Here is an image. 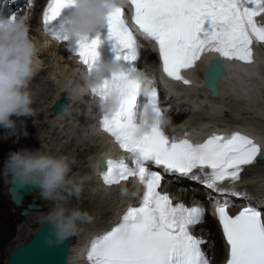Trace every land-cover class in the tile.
<instances>
[{"label":"snow or ice","instance_id":"6c2138e0","mask_svg":"<svg viewBox=\"0 0 264 264\" xmlns=\"http://www.w3.org/2000/svg\"><path fill=\"white\" fill-rule=\"evenodd\" d=\"M127 3L132 8L131 24L124 18L123 5L114 7L106 21L120 70L90 91L106 99L116 89V104L103 112L100 125L131 158V165L123 157L102 160L103 183L119 185L135 177L143 192L115 226L91 239L86 259L89 264H210L203 247L208 241L192 231L205 222V208L173 203L159 190L162 182L166 176L178 175L223 194L226 190L221 185L236 184L246 166L264 160V147L240 132H214L201 143H193L186 135L180 139L167 135L168 109L160 107L155 81L148 80L145 88V81L132 73L142 40L155 43L166 77L189 86L192 81L183 73L196 68L206 53H215L204 74L206 86L214 92L215 79L225 71L223 60L252 63L253 41L264 43V25L256 19L264 15V0ZM73 4L74 0H47L44 30L62 8ZM78 43V58L90 71L97 63L100 41L82 37ZM232 206L226 198L215 206V218L228 245L225 264H264V208L246 204L231 215Z\"/></svg>","mask_w":264,"mask_h":264},{"label":"clouds","instance_id":"9594fccd","mask_svg":"<svg viewBox=\"0 0 264 264\" xmlns=\"http://www.w3.org/2000/svg\"><path fill=\"white\" fill-rule=\"evenodd\" d=\"M125 4L127 0H74L61 32L65 37L87 38L90 32L106 23L114 7ZM37 56V45L30 35L27 18L16 13L0 14V127L11 133L16 128L13 117L34 115L29 85L36 74ZM119 70L116 59L96 63L90 71L85 68L83 85H77L72 92L81 95ZM132 75H139L145 81V88L148 87L147 81L151 78L143 70L137 68ZM116 101L117 91L113 87L106 99L98 97L100 111L111 109ZM73 163L66 155L27 148L10 152L4 161L5 175H12L21 184L38 186L41 198L53 202L45 217L50 226V243L63 242L76 235L81 225L92 223L94 219L86 210L66 206L73 197L80 198L88 179L71 174ZM119 190L122 197H135L139 194V182L133 180L131 186L120 184Z\"/></svg>","mask_w":264,"mask_h":264},{"label":"bare ground","instance_id":"6f19581e","mask_svg":"<svg viewBox=\"0 0 264 264\" xmlns=\"http://www.w3.org/2000/svg\"><path fill=\"white\" fill-rule=\"evenodd\" d=\"M38 1L39 0H37V2H35L33 5V7L35 8V11L38 10L37 5L40 4L41 0L39 2ZM40 38H39V40H41L40 41L41 47L46 49V50L41 51V52L39 51L40 53L38 54V56H39V58H42V57H45L47 55V52H46L47 50H48V52L53 51L54 46L51 45V43H49L43 37H40ZM59 52H60L61 56L62 55L65 56L63 51L59 50ZM143 53L145 55H148L151 58V59L147 58L146 60H149V62L152 63L153 59H152L151 53H149L147 51H143L140 58H142ZM262 53H263V55H262ZM262 56H263V58H262ZM262 59H264V50L259 49L257 52V60H256L258 62V64L257 63H254L252 65H250V64H248V65L230 64V66H229L230 68H228V69H230L229 72L226 75H222L217 80V94H218V97L220 99H225V101L228 104L231 103L229 105L230 106L229 108H233L231 111L233 115L236 116L239 112L246 111V112H249V114L251 116H253V117H250L249 120H247L245 118V119H242V121H239V119L237 117L238 121L232 120L233 122H231V123H229V122H228V124L224 123V125L227 128L229 127V128L239 129V128L244 127L245 125L249 124L252 126V127H250L251 131L259 132V133H261L260 135L262 137H264V125L259 123L261 121H259V122L256 121L257 119L261 120L262 118H264L263 117L264 116V99L260 98L261 96L264 95V94L261 95V93H264V64L259 65V63L261 62ZM37 61H39V60H37ZM37 61H36V71H38L39 67H40L39 65H37V64H39ZM66 61H67V58L65 57L63 59V62H66ZM70 63H71V68L68 67V68L63 69L60 87L58 88V90L53 95H51L47 99L48 100L47 101V104H48L47 107L50 108L51 104L56 99H58L59 97H63L67 100V109L64 113H58V114L52 113L51 110L49 109V111H47V112H49V117H51L49 126L53 125V128H54L53 136L56 134H65L66 137H72L74 140L76 139V141L77 140L81 141L83 138H87L88 141L89 140H95L99 144L100 147L96 151L89 152L90 158L86 159L87 169H88V167L91 165L94 153L98 152L99 149H102V154L106 155V154H108V152L112 151V148L109 147L112 144L108 142V139L103 134L96 132V130L91 127L90 119L95 114L96 108H95V106H93L90 103H88L87 105H85V103H83V101L85 100L84 99L85 93H83L81 95H74L73 94L72 90L77 85H83V80H82L83 74H82V72H80V69H78L76 67L77 65L74 64L73 61H70ZM200 64H201V61H199L196 68H194L190 71H187L186 73L190 74L192 77L195 76V74L198 75V71L201 67ZM40 69H41V67H40ZM232 70H234V71H232ZM230 71H232V72H230ZM75 73L79 74L81 77L80 81H78V82H77V80L76 81L74 80L77 83H75L72 80L73 76H75L74 75ZM161 80H163V79H161ZM163 84H166V86L169 88L171 94L175 97V100L177 102H179V100L181 99V101L185 100L186 102H189L190 104H192L193 100L196 98L197 99L201 98L204 101L206 107L201 110V112L202 111L203 112L201 113V115H198L200 117L195 118L196 119L195 123L197 126L192 128L193 133H197L195 131L197 128H198V131H200V132H204V131L206 132L208 128L210 129V127L212 129H215V130L219 128V125L216 124L217 120L219 121L222 119L221 116H220L221 119H219V114L221 113L220 111L222 110V107H221L222 105H220L221 101L219 99L207 97L206 93L203 90H201V89L199 90L198 88L195 87L196 86L195 81H193V85L185 86V87H181V86H179V84L173 83V82L167 83V82L163 81ZM236 86H238L239 89H236ZM74 99H75L76 103H78L80 101V103L82 105V106H80V108L78 107L79 109L76 108L77 109L76 111L74 109L75 108L74 104H76L74 102ZM34 104L35 103H33V105ZM231 112H230V115H231ZM237 116H239V115H237ZM225 117H227V116H225ZM169 118L170 119H177V118H180V116L179 115H174V116L169 115ZM13 119H18V118L13 117ZM192 119H194L193 116H192ZM240 119H241V117H240ZM66 120H68L67 124H65L62 128H60L61 125L64 124ZM227 120H229V119H227ZM224 121H225V118H224ZM224 121L221 120V123ZM17 125H18V121H17ZM84 126L85 127L88 126V128H90V129H88V128L83 129ZM47 133H48V131H47ZM261 140H263V139H261ZM10 144H11V142H10ZM79 144L80 143H78V145ZM263 144H264V140H263ZM7 148H8V146H7ZM3 149H4V147L2 145V135H1V131H0V152L1 153L3 152ZM8 150H11V148ZM49 154H51V153H49ZM52 155H56V154H52ZM0 167H1V165H0ZM259 168H262V171L260 170L262 173L264 171V162L261 163V165L254 167L251 171H249L247 176L251 177L252 173L255 172V170H259ZM263 174L259 173L256 176L264 177ZM259 175H261V176H259ZM246 179L247 178L244 179L245 182H246ZM87 183H88L87 189L88 188H89V190L94 189L97 192H101L102 195L105 193L104 196H106V194L108 195L111 192H116L115 191L116 187L104 188V189L101 188L100 185L98 184L97 179H92L90 182H87ZM167 189L173 190L174 188L169 187ZM94 190H93L92 194L94 193ZM193 190H194L193 192L197 191V189H193ZM190 192H192V191L186 190L184 193V196L185 195L187 196V194ZM112 194H114V193H112ZM199 195H202V194L200 193ZM33 197H34V199H35V197H39L40 199H37L36 202H33V203L37 204V209L33 210V211H29L28 214L31 213L30 215H37V214H39V211L43 210L42 204H40L38 202L42 198L40 196V193L37 190L34 189V190H32V192L27 193L21 200V206L23 204H25L28 199H31ZM126 199L127 198H125V197H123V199L117 198V200L112 204V207L109 210L108 215L106 216L105 220L103 219L104 221H100L102 223H100L99 225H97L95 227H89L88 229L86 228V231L85 230H84V232L82 231L81 234H76V235L68 238V240H69V247H68V251H67L68 256H67V262L65 264H84L83 261L80 259V255H81V250L83 249V247L85 245V241L87 239H89L91 236V235H88V234H90L89 232L92 231L93 229L97 228V227L104 226V225L110 223L112 218L120 211V207L126 203ZM42 200H44V199H42ZM206 203L207 202H204V204H206ZM38 204L40 206H42V208L39 207ZM14 207L19 208L20 206H14ZM8 213H9V211H8ZM3 214H5V213H3ZM5 216L9 217V215H7V213L5 214ZM27 217H29V216L22 217V215H21V217L18 219V222L20 220L21 221L26 220ZM7 219L5 218V220H7ZM43 221H45V217H39L37 225L35 227L29 228L28 231H26L20 235V238L16 239L14 242H12L10 244L9 250L7 251V255L9 254L10 249L13 246H16L18 244H22V243L26 242L30 238L33 230ZM18 222L16 223L15 228H13V226H10L9 228H7V230L0 232V248H2L4 246V244H6L9 241L11 236H13L12 233L16 230ZM2 223H3V221H2ZM14 224H15V221H14ZM201 228L204 231L203 236L208 241V243L205 245V248L208 251L211 248H219V250H217V253H219V254H217V256H219L220 253L222 252V244H221V240H220L219 235H218V229L216 227V223L213 220V218L210 215H208L207 213H206V217H205V222L201 225ZM4 229H6V227ZM212 230L216 231L215 237H214V233L212 232ZM7 255H6V257H7ZM212 259H213L212 264H214V262H216L214 260H217V257L216 258L212 257Z\"/></svg>","mask_w":264,"mask_h":264},{"label":"rangeland","instance_id":"374dc122","mask_svg":"<svg viewBox=\"0 0 264 264\" xmlns=\"http://www.w3.org/2000/svg\"><path fill=\"white\" fill-rule=\"evenodd\" d=\"M35 2H37V0H30V1L28 0L25 3L23 2V8L18 15H22V16H25L27 18V21L29 24L30 35L37 45L38 54H39L41 51H44L46 49L41 47V42H40L41 40H39L40 36L37 33L36 18H35L36 11H35V8L33 7ZM46 52H47V55H46L47 57L45 56V57L39 58V56H38L36 58L37 60L40 61L39 62L36 60L39 63L37 65H39L41 67V69L39 67V70L36 71V74H35L34 78L32 79V81L29 85L31 95H32L33 101L35 103L33 105L34 115L32 117H27V118L19 117L18 119H16V128L14 129V133H11V131L9 129H5V128L0 127V131H1V135H2V145L4 147L3 152L2 153L0 152V165H1V167H0V227H1L0 232L7 230V228H9L10 226H13V228H15V225L18 222V219L21 217L20 211H19L20 209L15 208L12 205V203L9 200L8 194L6 192V187L8 185V180H9L10 174L5 175L4 161L7 159L10 152L17 151V150H20L23 148H27L29 150L40 149L43 152L56 154L57 156L66 155L70 158V160L74 161V163L72 164L71 174L76 176V177H82V176L86 177V174H87L86 159L90 158L89 152H91V151L94 152L100 147L99 144L95 140H89L88 141L87 138H85V139L83 138L81 141H78V140L76 141V139L74 140L72 137H66L65 134H56L53 136V132H54L53 125L49 126L51 117H49V112H47V111H49V109L47 107V105H48L47 99L58 90V88L61 85V80H62L61 78H62L63 69L68 68V67L71 68V63L68 59L66 61L67 63L63 62V59L65 58V56H63V55L61 56L59 49H57L55 47H54L53 51L48 52V50H47ZM147 58H150V57L143 53L142 59H147ZM42 62H44V63L42 64ZM74 75L75 76H73L72 80L73 81L77 80V82L80 81V79H81L80 75L76 74V73ZM77 82H75V83H77ZM262 94H264V93H261V95ZM260 98L264 99V95L261 96ZM220 101H221L220 105H222L221 106L222 110L220 111L221 113L219 114V119H221V117H222L221 120L224 121V118H225V121L221 123V120H219L220 122L217 120L216 121L217 125H224V123L228 124V122L231 123L233 121H237L238 119L242 120V119L246 118L247 120H249L250 117H253L249 114V112H246V111H241L237 114L239 116H237V115L235 116L231 112L233 108H229L230 107L229 105L231 103L228 104L225 101V99H221ZM202 104L205 105L204 101H202ZM80 106H82V105L79 101L76 105V108L79 109ZM205 107H206V105L198 108L200 110V112H198L196 110H190L187 113L186 119L187 120H196L195 118L200 117L198 115H201V113L203 112V111L201 112V110L204 109ZM230 112H231V115H230ZM192 116L194 119H192ZM225 116H227V117H225ZM237 117H238V119H237ZM240 117H241V119H240ZM227 119H229V120H227ZM17 121H18V125H17ZM256 121H258V122L261 121L259 123L264 125V118H262L261 120L257 119ZM47 131H48V133H47ZM10 142H11V144H10ZM78 143H80V144L78 145ZM7 146H8V148H7ZM10 148H11V150H8ZM261 171H262V169H261ZM261 171L252 175L250 178L254 179V180L261 181L262 183H264V177H262L261 175H259L261 177L256 176L259 173L260 174L264 173V171L262 173H261ZM87 182H88V180L86 181V183L84 185V190H83L80 198L76 199L75 197H73L71 200H69L67 202V205H66L69 208L79 207L82 210L88 211L94 217L92 223H85V224L81 225L77 234H81L82 231L84 232V230L86 231V228L88 229L89 227H95V226L99 225L100 223H102L100 221L105 220L106 216L108 215L109 210L112 207V204L117 200V198L123 199V197L119 194V192H111L108 195L106 194V196H104L105 193L102 195L101 192H97L94 189L89 190V188L87 189V185H88ZM93 190H94V193L92 194ZM187 190L194 191L192 187L187 189ZM112 193H114V194H112ZM37 199H40V198L35 197V199H34V197H33L31 199H28L26 202H28V201H29L28 203L36 202ZM38 202L40 204H42L43 210L39 211V214H37V215H30L31 213H29L28 215H26V216H29V217H27L26 220H23V221L20 220L18 222L16 230L13 232L14 234L12 233L13 236H11L9 241L6 244H4V246L2 248H0V264H7L6 263V255H7V251L9 250L10 244L12 242H14L16 239L20 238V235L23 234L24 232L28 231L29 228L35 227L37 225L38 218L39 217H46L48 211L53 206L52 201L41 199ZM42 206L39 205V207H41V208H42ZM8 211H9V213H8ZM3 213H5V214L7 213V215H9V217L5 216V214H3ZM26 216H22V217H26ZM5 218L6 219L8 218V219L5 220ZM2 221H3V223H2ZM14 221H15V224H14ZM5 227H6V229H4ZM212 232L214 233V237H215L216 231L212 230ZM217 250H219V248H211L209 250V259H211V261H213L212 257L213 258L217 257V260H218L219 256H217V254H219V253H217ZM217 260H214V261L217 262Z\"/></svg>","mask_w":264,"mask_h":264},{"label":"water","instance_id":"95a60500","mask_svg":"<svg viewBox=\"0 0 264 264\" xmlns=\"http://www.w3.org/2000/svg\"><path fill=\"white\" fill-rule=\"evenodd\" d=\"M223 74H225V71ZM221 75H219L215 81ZM209 89L212 94L215 95L216 91L213 92L211 88ZM65 105V100L59 99L55 101L51 109L54 113H62L65 109ZM32 187L39 188L31 184H21L15 177L10 175L9 185L6 190L10 194L11 200H13L15 204H19L21 197L26 191H32ZM27 208H35V206L28 204ZM25 212L26 210L21 211L22 214ZM50 235V226L47 222L43 221L35 228L31 237L26 242L13 246L11 252L7 256V264H65L67 262L69 240L65 239L63 242L50 243Z\"/></svg>","mask_w":264,"mask_h":264}]
</instances>
